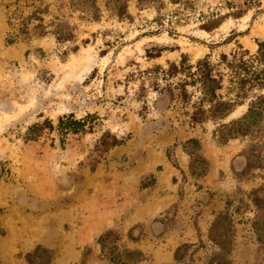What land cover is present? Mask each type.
<instances>
[{"label":"rangeland","instance_id":"obj_1","mask_svg":"<svg viewBox=\"0 0 264 264\" xmlns=\"http://www.w3.org/2000/svg\"><path fill=\"white\" fill-rule=\"evenodd\" d=\"M91 1L0 0V264H27L24 254L37 244L53 250L52 264H112L96 242L107 229L119 233V245L143 251V264H204L215 249L208 227L225 210L235 223L232 264H264L247 197L264 184V169L235 175L248 139L220 144L212 122L190 127L191 109L152 88L164 83L161 73H143L182 55L193 62L254 53L264 40V0H94L96 20ZM118 3L126 15H116ZM65 22L75 38L59 43L53 33ZM9 37L15 42L6 44ZM70 113L93 115L85 132L44 128L23 139L31 124L56 126ZM104 132L123 144L99 145ZM189 137L199 138L209 163L202 177L189 173ZM182 243L191 246L177 262Z\"/></svg>","mask_w":264,"mask_h":264},{"label":"trees","instance_id":"obj_2","mask_svg":"<svg viewBox=\"0 0 264 264\" xmlns=\"http://www.w3.org/2000/svg\"><path fill=\"white\" fill-rule=\"evenodd\" d=\"M114 10L119 17L126 15V4L118 3ZM90 12L89 18L98 19L99 10L94 0L90 4ZM26 20L27 18L23 19L21 24H26ZM65 28L64 31L53 33L59 43L73 41L75 38L73 27L65 22ZM22 32L27 31L22 30ZM45 34L44 29L37 32L38 36ZM15 40V37H9L5 42L12 44ZM148 56L157 55L149 53ZM157 71L161 73V80L164 83L155 80L152 88L161 93L167 92L171 99H177L191 109L185 112L190 127L212 122L215 125L212 135L220 144H225L231 139H248L246 147L241 152L245 158V165L241 171L235 172L236 176L250 174L253 169H264V40L257 42V49L251 54L247 50L233 51L230 54L221 53L216 61L211 59L210 54H205L193 62L186 55H182L178 62H168L166 67L157 65L143 73ZM144 90V85H141L140 91ZM243 104H247L245 112L227 120L236 108ZM92 116L90 113L80 119H76L72 113L59 116L56 126L45 119L41 123L28 126L23 139L26 141L38 139L44 128L56 131L61 136L67 133L85 132V121ZM88 128L91 129L90 126ZM108 136L110 140L105 141ZM120 144H123V140L107 132H104L99 140V145L105 146L106 149ZM182 148L189 156V173L194 177L204 176L208 171L209 163L201 153L199 138L189 137L182 143ZM148 185L150 183L141 182L143 188ZM247 197L254 207L252 229L259 246L264 249V184L251 189ZM132 229L133 227L128 231V238L136 242L138 238L132 235ZM234 237L235 223L232 216L227 210L219 211L207 231V239L215 249L204 264H232L229 257L234 245ZM120 240L119 233L114 229L103 231L96 239L101 253L110 263L143 264L148 260L140 249L119 245ZM190 246L189 243L178 245L174 251L175 261H184ZM189 257L192 258V252ZM53 259V250L42 244L35 245L24 254L27 264H52ZM186 264L193 263L186 262Z\"/></svg>","mask_w":264,"mask_h":264},{"label":"crops","instance_id":"obj_3","mask_svg":"<svg viewBox=\"0 0 264 264\" xmlns=\"http://www.w3.org/2000/svg\"><path fill=\"white\" fill-rule=\"evenodd\" d=\"M164 261L166 262H171L173 261V252L172 251H169L165 257H164Z\"/></svg>","mask_w":264,"mask_h":264},{"label":"water","instance_id":"obj_4","mask_svg":"<svg viewBox=\"0 0 264 264\" xmlns=\"http://www.w3.org/2000/svg\"><path fill=\"white\" fill-rule=\"evenodd\" d=\"M246 108H247V104H246ZM246 110V109H245ZM245 112V111H244Z\"/></svg>","mask_w":264,"mask_h":264},{"label":"bare ground","instance_id":"obj_5","mask_svg":"<svg viewBox=\"0 0 264 264\" xmlns=\"http://www.w3.org/2000/svg\"><path fill=\"white\" fill-rule=\"evenodd\" d=\"M90 65V64H89ZM88 66V65H87Z\"/></svg>","mask_w":264,"mask_h":264}]
</instances>
